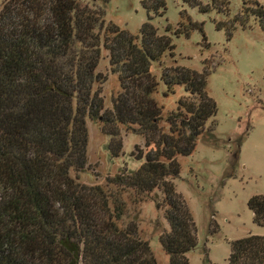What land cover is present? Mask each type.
Instances as JSON below:
<instances>
[{"label": "trees", "instance_id": "obj_1", "mask_svg": "<svg viewBox=\"0 0 264 264\" xmlns=\"http://www.w3.org/2000/svg\"><path fill=\"white\" fill-rule=\"evenodd\" d=\"M183 2L199 13L227 11L225 0H212L210 6ZM140 4L158 16L164 10L163 0ZM242 5V13L264 30V9L246 0ZM150 19L146 15L130 34L105 24L99 8L78 0L1 4L0 264H156L135 223L122 222V195L129 193L137 204L154 190L160 198L152 200L168 228L158 235V244L168 264H189L185 254L195 246L194 223L169 179L178 176L176 158L190 155L199 135L213 137L215 104L205 89L209 66L205 61L201 74L162 69L161 97L173 94L175 86L184 92L162 115L150 68L173 45L169 36L156 34ZM193 28L179 25L173 34L187 36ZM169 30L167 25L164 31ZM100 45L119 87L109 110L100 95L104 75L96 72ZM86 118L109 137L110 157L121 150L118 127H135L146 151L136 156L142 161L134 171L107 177L104 186L70 177L86 164ZM242 140H236L231 158H237ZM246 207L252 222L264 228V195L249 197ZM226 264H264V236L230 241Z\"/></svg>", "mask_w": 264, "mask_h": 264}, {"label": "rangeland", "instance_id": "obj_2", "mask_svg": "<svg viewBox=\"0 0 264 264\" xmlns=\"http://www.w3.org/2000/svg\"><path fill=\"white\" fill-rule=\"evenodd\" d=\"M6 1L0 0V6ZM78 1L99 8L105 24L111 23L130 34L137 33L147 15L157 35L169 36L172 51L164 52L160 62L151 63L150 68L158 82L155 96L157 104L163 106L162 115L173 110L176 100L184 95L182 88L175 86L173 94L161 97L162 69L181 67L201 74L207 61L205 89L215 104L213 137L206 132L199 135L191 154L176 158L178 176L169 180L194 223L195 246L185 254L188 263L226 264L230 241L247 235L264 236V228L252 222L246 207L249 197L264 195V30L251 15L242 13V0H225L226 13L216 8L199 13L183 0H163L161 16L143 9L142 0ZM246 1L256 2L264 9V0ZM199 2L210 6L212 0ZM189 23L195 28L187 30V36L173 34L179 25L187 28ZM167 25L170 30L165 32ZM96 72L104 75L100 95L103 109L109 110L119 87L101 45ZM85 126L86 164L82 171L69 173L79 183L104 186L107 177L122 171L130 173L141 163L142 159L137 160L136 156L143 154L146 147L134 126L118 127L121 150L117 157H110L109 137L101 133L98 123L86 118ZM240 137L243 140L237 158H231ZM107 190L112 191V187ZM159 198L160 193L154 190L147 199L132 204L131 195L123 194L122 222L135 223L138 238L148 243L156 264H168L157 241L158 235L168 230L162 211L155 208L152 200ZM214 225L216 230L212 231Z\"/></svg>", "mask_w": 264, "mask_h": 264}]
</instances>
